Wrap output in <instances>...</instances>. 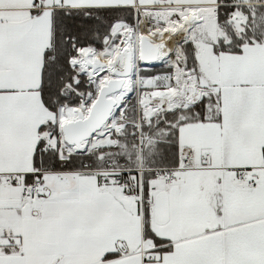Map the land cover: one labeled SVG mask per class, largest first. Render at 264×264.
Masks as SVG:
<instances>
[{"label":"snow or ice","instance_id":"snow-or-ice-1","mask_svg":"<svg viewBox=\"0 0 264 264\" xmlns=\"http://www.w3.org/2000/svg\"><path fill=\"white\" fill-rule=\"evenodd\" d=\"M0 264H264V0H0Z\"/></svg>","mask_w":264,"mask_h":264}]
</instances>
